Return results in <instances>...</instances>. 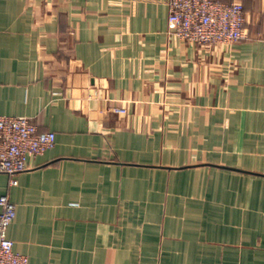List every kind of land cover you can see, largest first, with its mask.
I'll return each mask as SVG.
<instances>
[{"label": "crops", "instance_id": "crops-1", "mask_svg": "<svg viewBox=\"0 0 264 264\" xmlns=\"http://www.w3.org/2000/svg\"><path fill=\"white\" fill-rule=\"evenodd\" d=\"M244 38L171 34L170 0H0V116L55 147L0 171L30 264H264V0Z\"/></svg>", "mask_w": 264, "mask_h": 264}, {"label": "built area", "instance_id": "built-area-1", "mask_svg": "<svg viewBox=\"0 0 264 264\" xmlns=\"http://www.w3.org/2000/svg\"><path fill=\"white\" fill-rule=\"evenodd\" d=\"M245 7L240 2L221 0H170L171 34L195 47L233 45L246 38ZM54 132L40 131L28 117L0 116V171L13 177L28 170L30 156L44 155L55 147ZM17 216L8 196L0 199V264H30L15 251L9 229Z\"/></svg>", "mask_w": 264, "mask_h": 264}]
</instances>
